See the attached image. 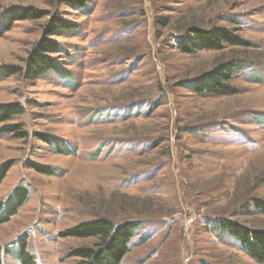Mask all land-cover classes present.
<instances>
[{
  "label": "rangeland",
  "instance_id": "rangeland-1",
  "mask_svg": "<svg viewBox=\"0 0 264 264\" xmlns=\"http://www.w3.org/2000/svg\"><path fill=\"white\" fill-rule=\"evenodd\" d=\"M85 3L79 11L59 0H0V69L15 72L0 71V105L24 108L7 123L63 147L0 136V200L19 184L29 190L0 224V264H21L22 243L34 264H78L68 250L99 239L58 234L103 214L141 224L121 264H261L225 229L264 233L251 201L264 204V0ZM13 8L46 15L10 26ZM57 15L76 30L50 36L61 52L48 55L71 83L21 78L16 69ZM192 27L223 29L243 45L196 51L184 45ZM226 64L225 78L210 80L233 93L197 91L199 78Z\"/></svg>",
  "mask_w": 264,
  "mask_h": 264
},
{
  "label": "trees",
  "instance_id": "trees-1",
  "mask_svg": "<svg viewBox=\"0 0 264 264\" xmlns=\"http://www.w3.org/2000/svg\"><path fill=\"white\" fill-rule=\"evenodd\" d=\"M60 4L74 10H86L87 4L85 0H59ZM46 13L37 12L31 8H13L4 14L6 18V23L9 22L10 26L17 20L25 19H41ZM59 15L53 17L50 23H47L44 27L45 34L44 37L37 43L35 47V52L29 58V63H25L23 68H17L16 73L21 75L23 79L27 78L30 80H35L38 78H46L48 75L55 76L60 82L71 83V75L67 70H64L65 65L62 67L58 60H53L48 54H58L60 55L61 47L58 43L50 41V36H54L60 32H74L76 29L72 23L68 20L61 19ZM2 21V20H1ZM5 22V20H3ZM6 27V26H4ZM7 29V28H6ZM6 31V30H5ZM184 36V45L186 47L191 46L196 49V51L201 50H217L222 47V45H243V42L234 36L230 35L223 29H214L212 31L205 30L199 27H192L186 31ZM182 42L178 41V48L186 51L182 46ZM188 50V49H187ZM66 56V55H64ZM239 61H235L237 63ZM245 65L240 61L239 66ZM11 67H6L0 69L4 71V76L12 75L15 72L10 71ZM230 67L228 64L220 65L218 68L212 71V73L204 76L200 79V82H204L205 85L199 84V89L197 91L204 93H210V95L216 94H227L229 92L233 93L232 89H228L220 82H215L210 80L213 75H222ZM241 68V67H240ZM239 68V69H240ZM8 69H10L8 71ZM223 77L222 79H224ZM229 91V92H228ZM24 113V108L18 103L11 106L0 105V136H10L18 140H28L29 138L36 139L42 142L44 145H53V148H58L57 153L63 151V147L59 140L50 142L48 138L41 137L35 133L29 134L19 122H12L13 118H18ZM25 166L30 169L36 170L41 173L51 174L50 169L42 168L40 169L37 165L26 162ZM53 173V172H52ZM7 197L0 200V224L5 220H9L13 216L16 210L22 206L24 201L29 197V190L22 186L17 185ZM254 201L255 207L261 213H264V204L261 202ZM226 231L239 242L241 249L258 263L264 264V233L262 231L249 230L242 225L227 223ZM141 226L140 222L133 224L131 222H125L123 224L114 221L113 217L103 214L99 218L88 221L81 222L69 229L59 232L58 237H71V238H98L99 243L95 247L81 246L78 248H72L68 250L66 256L68 258H77L79 260L78 264H121L124 255L127 252L128 243L132 237L133 231L137 230ZM24 242V239H23ZM22 249L20 251V261L21 264H34V258L25 249L22 243ZM2 251L10 253L9 248H3ZM4 252V255L7 253Z\"/></svg>",
  "mask_w": 264,
  "mask_h": 264
}]
</instances>
